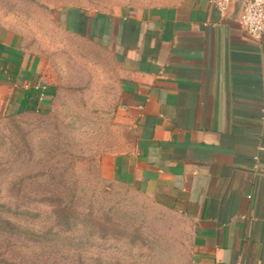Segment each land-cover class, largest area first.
Instances as JSON below:
<instances>
[{
    "label": "crops",
    "instance_id": "0c3cea01",
    "mask_svg": "<svg viewBox=\"0 0 264 264\" xmlns=\"http://www.w3.org/2000/svg\"><path fill=\"white\" fill-rule=\"evenodd\" d=\"M235 0H125L62 8L63 30L112 56L120 147L104 174L177 214L183 264H264V39ZM61 86L0 26V105L51 116Z\"/></svg>",
    "mask_w": 264,
    "mask_h": 264
},
{
    "label": "rangeland",
    "instance_id": "374dc122",
    "mask_svg": "<svg viewBox=\"0 0 264 264\" xmlns=\"http://www.w3.org/2000/svg\"><path fill=\"white\" fill-rule=\"evenodd\" d=\"M125 0H0V26L61 86L51 116L0 105V264H183V220L105 176L120 147L104 48L63 30L62 8ZM113 92V93H112Z\"/></svg>",
    "mask_w": 264,
    "mask_h": 264
},
{
    "label": "built area",
    "instance_id": "2783aa9c",
    "mask_svg": "<svg viewBox=\"0 0 264 264\" xmlns=\"http://www.w3.org/2000/svg\"><path fill=\"white\" fill-rule=\"evenodd\" d=\"M239 21L245 33L254 41L264 39V0H241ZM212 4L226 16L235 0H211Z\"/></svg>",
    "mask_w": 264,
    "mask_h": 264
},
{
    "label": "trees",
    "instance_id": "16d2710c",
    "mask_svg": "<svg viewBox=\"0 0 264 264\" xmlns=\"http://www.w3.org/2000/svg\"><path fill=\"white\" fill-rule=\"evenodd\" d=\"M25 112H29V111H21L20 114H27V113H25ZM0 223H4V224H6V225H11V221L8 220V219H3V220H1Z\"/></svg>",
    "mask_w": 264,
    "mask_h": 264
},
{
    "label": "water",
    "instance_id": "95a60500",
    "mask_svg": "<svg viewBox=\"0 0 264 264\" xmlns=\"http://www.w3.org/2000/svg\"><path fill=\"white\" fill-rule=\"evenodd\" d=\"M235 6H236L237 15L239 16V13H240V10H241V6H242V1L241 0L237 1Z\"/></svg>",
    "mask_w": 264,
    "mask_h": 264
}]
</instances>
